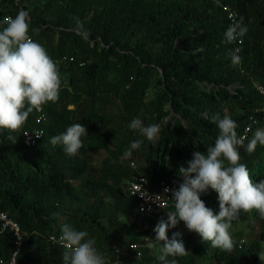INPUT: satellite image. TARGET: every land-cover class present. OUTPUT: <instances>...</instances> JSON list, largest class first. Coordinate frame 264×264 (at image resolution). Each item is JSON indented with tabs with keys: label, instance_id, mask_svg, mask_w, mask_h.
<instances>
[{
	"label": "trees",
	"instance_id": "1",
	"mask_svg": "<svg viewBox=\"0 0 264 264\" xmlns=\"http://www.w3.org/2000/svg\"><path fill=\"white\" fill-rule=\"evenodd\" d=\"M227 6L236 11L235 21ZM20 9L28 11L29 34L57 62L62 82L59 99L45 104L47 122L37 124L34 110L20 131L0 130V214L21 228L18 264H63L64 249L49 240L61 234L56 212L76 230L87 231L108 264H161L154 228L168 219L166 211H174L173 202L152 215L139 212L129 223L133 212L141 211L129 184L137 175L152 190L162 183L178 188L183 182L178 168L215 143L219 130L209 120L213 114L233 119L238 136L255 116L248 139L264 128L259 91L264 85V0H0V21ZM235 23L247 32L228 44L225 32ZM4 27L0 23V30ZM237 47L241 62L233 65L230 53ZM112 99L121 104L119 114L96 108L98 101L105 105ZM258 109L263 111L256 115ZM134 118L145 126L159 124L155 143L128 127ZM75 123L85 126L87 135L79 152L69 156L50 139ZM37 127L43 137L27 145L24 134ZM138 139L141 147L125 157ZM97 150L108 152L100 169L91 160ZM239 152L253 181L264 180V146L257 145L252 154L243 147ZM200 198L210 209L219 204L211 189ZM256 219L261 233L250 245L240 243L241 230L232 236V252L211 247L196 232L180 233L188 253L168 259L264 264L259 258L264 219L255 211L241 212L232 227L247 228ZM182 223L169 228V239ZM144 237L152 238L156 248H147ZM16 241L0 218V264H8Z\"/></svg>",
	"mask_w": 264,
	"mask_h": 264
},
{
	"label": "clouds",
	"instance_id": "2",
	"mask_svg": "<svg viewBox=\"0 0 264 264\" xmlns=\"http://www.w3.org/2000/svg\"><path fill=\"white\" fill-rule=\"evenodd\" d=\"M0 23L6 25L0 30V130L15 133L23 128L34 110L42 111L45 104L59 99L62 81L57 62L43 45L29 35L28 11L20 9L15 17L4 16ZM246 32L247 28L239 23L230 25L225 32V42L232 44ZM240 51L237 47L230 53L233 65L240 64ZM209 120L219 130L215 143L207 147L206 153L195 151L187 166L178 168L177 175L183 182L178 188H164L165 193L171 192L170 199L144 190L143 184L147 180L143 178L134 186V195L139 193L146 202L151 200L163 209L167 208L168 200L173 202L174 211H166L168 219L159 221L154 228V241L160 243L156 259L161 264H177L175 259L168 258L188 253L182 239H178L180 233L174 232L171 239L168 236L169 228H175L181 221L189 231L198 233L202 241L210 243L211 247L232 252L235 241L230 229L233 221L239 220L241 212L255 211L264 219V180L253 181L247 165L241 163L239 152L243 147L248 154H252L257 145L264 146V128L256 129L251 139H248L247 135L238 136L237 123L227 115L221 118L219 114H213ZM128 127L153 143L160 132L159 124L145 126L139 118H134ZM85 135L86 127L75 123L64 133L51 137L50 143L54 146L62 144L65 153L74 156L82 148L81 138ZM12 138L9 136V139ZM142 142L139 139L133 141L124 156H131L132 150L139 149ZM209 189L218 194V214L200 198ZM141 211L144 209L141 208ZM53 218L58 221L61 232L56 242L64 249L63 264H108L95 246L96 240L88 238L87 231L76 230L60 212L53 213ZM144 238L147 248H156L152 238ZM131 247L135 249L136 245ZM259 258L264 261V255Z\"/></svg>",
	"mask_w": 264,
	"mask_h": 264
},
{
	"label": "built area",
	"instance_id": "3",
	"mask_svg": "<svg viewBox=\"0 0 264 264\" xmlns=\"http://www.w3.org/2000/svg\"><path fill=\"white\" fill-rule=\"evenodd\" d=\"M226 10L228 11V17L230 19H232L233 21H235L236 18L238 17L236 11L232 10V8L229 7V6L226 7ZM32 39L34 40L33 37H32ZM64 60H67V58H65ZM71 60H73V59H71ZM259 91H260L261 95L263 96L262 99H263V105H264V85H260L259 86ZM263 110H260V109L256 110V115L257 114H260L261 111H263ZM37 113H38L37 121H36L37 124H40L41 125L42 123H45V122L48 121V117H47V114L45 112V105L43 106V110L42 111H37ZM257 122H258L257 121V118L255 116H252L251 117V120H250V123L248 124L244 135H246L247 133H249L250 131H247V130L248 129H252V126L253 125H256ZM26 133L28 134L27 136H25L26 143H27V145H30V146L35 145L36 142L40 138H42L43 135H44V131L42 129L38 128V127L34 131H30V132H26ZM36 135H40L41 137L37 138ZM132 166L135 168L134 163H132ZM141 179H142V177H139V176L136 175V176H134L133 180L130 182V184H129V192L131 193V195H134L135 194V190L136 189H135L134 186L135 185H138L141 182ZM143 179H145V178H143ZM165 187H167L169 189H174L170 184H167V183H162V185H161V187H160L159 190H152V189H150V187L148 185V182L145 183V184H143L144 190H146L148 193H150V194H158V195H161V196H166V197H168L170 199L171 198V192L165 193L164 192V188ZM134 196H136V198L141 203V208L144 209V211H141L142 213H145L147 215H152L155 212H160V211H164L165 210V209L159 207L156 203H154L151 200L146 202L144 199H142L140 197L139 193H137ZM171 202H172L171 200H168V202H167V204H168L167 208L170 206ZM0 218L3 221V228L4 229L9 228L11 231H13L14 235L17 238V241H16V250L13 253L11 259L8 262V264H18V255H19V253L21 251V245H22V232H21V228H20L19 224L16 221L10 219L4 213H1L0 214ZM58 238H59V236L51 235L49 237V240L53 244H58L56 242V241H58Z\"/></svg>",
	"mask_w": 264,
	"mask_h": 264
},
{
	"label": "rangeland",
	"instance_id": "4",
	"mask_svg": "<svg viewBox=\"0 0 264 264\" xmlns=\"http://www.w3.org/2000/svg\"><path fill=\"white\" fill-rule=\"evenodd\" d=\"M156 78V76L154 77ZM101 101H98V103L96 104V108L99 109L100 107H104L105 109H107V111H112L115 114H119V112L121 111V104L118 100L116 99H112L108 104L103 105ZM72 109H74V106H71ZM171 117L168 118V122L171 121ZM91 160H92V164L97 168L100 169L102 161L108 157V152L106 150H97L91 153ZM133 161H131L132 163ZM211 209L213 210L214 213L218 214L219 212V204L218 203H214L211 207ZM140 214L142 215V212L139 210H135L133 212V214L131 215L130 219H129V223H133L136 219L137 216ZM259 220L256 219L253 221V223H251V226L249 227H245L242 228V225L237 226V227H232L230 229V232L232 234V236H235L239 233V231L241 230L242 232V241L240 243H245L246 245H250L252 242L257 240L258 235L261 233L259 229L256 228V224H259ZM177 231L179 233H182L183 235H187L192 231H189L187 229V227L185 226L184 223H182L181 226H179L177 228ZM147 243V242H146ZM263 247H264V242L262 243ZM264 255V253H263ZM264 262V261H263Z\"/></svg>",
	"mask_w": 264,
	"mask_h": 264
}]
</instances>
